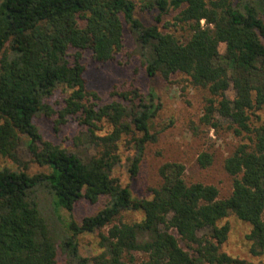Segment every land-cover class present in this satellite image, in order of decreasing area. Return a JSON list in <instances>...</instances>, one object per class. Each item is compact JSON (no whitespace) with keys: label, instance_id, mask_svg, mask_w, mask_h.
<instances>
[{"label":"trees","instance_id":"obj_1","mask_svg":"<svg viewBox=\"0 0 264 264\" xmlns=\"http://www.w3.org/2000/svg\"><path fill=\"white\" fill-rule=\"evenodd\" d=\"M137 8L157 10L156 22L177 10L164 26L183 28L186 36L143 24ZM123 24L148 78L187 75L210 95L200 122L217 128L227 121L235 135L246 138L223 161L232 180L228 196L220 198L214 185L186 182L184 165L175 161L159 166L161 182L150 198L133 197L112 176L124 138L133 148L127 158L131 178L146 144L156 139L150 128L158 108L152 90L143 96L134 88L120 93L126 104L96 106L97 94L86 87L81 50L89 49L97 63L112 60L123 46ZM58 87L64 95L55 111L46 99ZM229 88L232 98L225 93ZM263 107L264 0H0V154L17 160L24 143L33 161L47 169H0V264H55V240L39 211V190L54 211L70 212L82 198L95 203L107 197L96 213L66 224L69 235L60 245L75 264H240L220 250L229 225L218 222L228 214L250 225V252L263 254L264 119L255 114ZM54 112L57 123L75 116L86 127L75 139L93 148L90 156L43 138L34 118ZM103 121L110 129L101 133L97 123ZM196 162L207 167L212 155L200 152ZM125 210H141L143 217L112 224L99 235L102 251L91 259L78 254L76 235L108 225Z\"/></svg>","mask_w":264,"mask_h":264},{"label":"rangeland","instance_id":"obj_2","mask_svg":"<svg viewBox=\"0 0 264 264\" xmlns=\"http://www.w3.org/2000/svg\"><path fill=\"white\" fill-rule=\"evenodd\" d=\"M176 12L177 10L169 9L160 16L159 22L155 20L157 10L148 11L137 8L135 15L143 24H156L159 30L171 32L183 39L186 36V30L164 26L165 22L172 21ZM123 26V46L112 60L97 63L93 60L89 49L81 50L86 87L97 94V99L94 100L96 106L114 100L126 104L127 102L120 97V93L134 88H137L143 96H147L152 90L158 108L150 120V128L156 132V139L146 144L138 173L131 178L127 171V158L132 156L133 148L131 143L127 142L129 138H124L119 147L120 162L113 169L112 176L116 177L121 185L129 187L133 197L150 198L152 189L157 188L161 182L158 174L159 166L164 162L175 161L184 165L186 182L199 181L211 184L217 188L220 198L228 196L232 190V180L223 168V161L236 145L247 142L246 138L243 135H235L227 121H221L217 128H210L200 122L204 101L210 95L206 89L192 85L187 75L176 72L167 79L159 76L148 78L137 45L126 24ZM224 48L223 43L219 44L218 49L221 53ZM225 93L228 98H232L234 94L231 88ZM63 95L62 87H58L46 99V102L57 111L61 106ZM255 114L260 117V120L264 119V107ZM56 119V112L50 116L38 115L34 118V123L43 138L82 158L94 152L86 142L75 139L81 131L86 129L79 123L77 117H69L62 123H57ZM251 120L254 124H258L254 115H251ZM97 124L101 133L110 129L109 124L104 121ZM203 151L212 155V162L207 167H200L196 162L198 154ZM2 168L24 171L28 174L47 170L46 167L33 161L24 143H21L17 150V160L0 154V169ZM37 194L40 214L55 240V264H75L70 253L60 245L69 235L66 224L71 220L80 223L84 217L96 213L105 205L107 197L101 196L95 203H89L82 198L74 204L70 212H67L64 209L54 211L49 196L41 190ZM142 217L141 210H125L108 225L76 235L78 254L89 259L98 255L102 251L99 242L100 234H107L112 224L132 223L140 221ZM262 218L264 220V212ZM225 222L229 225V231L226 240L220 245V250L239 260L240 264H263L264 253L253 255L250 252V243L245 236L250 230V225L233 214L220 219L218 224L222 225ZM180 245L185 248L183 243L180 242Z\"/></svg>","mask_w":264,"mask_h":264}]
</instances>
